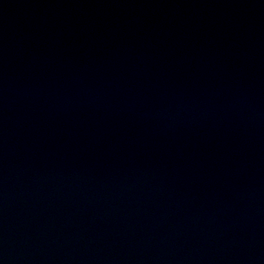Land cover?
Instances as JSON below:
<instances>
[{
	"label": "water",
	"instance_id": "water-1",
	"mask_svg": "<svg viewBox=\"0 0 264 264\" xmlns=\"http://www.w3.org/2000/svg\"><path fill=\"white\" fill-rule=\"evenodd\" d=\"M0 264H264V0H0Z\"/></svg>",
	"mask_w": 264,
	"mask_h": 264
}]
</instances>
